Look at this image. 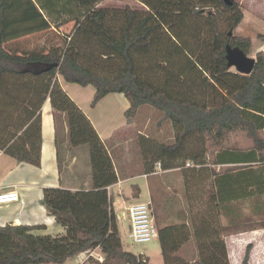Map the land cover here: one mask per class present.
I'll return each mask as SVG.
<instances>
[{
  "label": "trees",
  "instance_id": "1",
  "mask_svg": "<svg viewBox=\"0 0 264 264\" xmlns=\"http://www.w3.org/2000/svg\"><path fill=\"white\" fill-rule=\"evenodd\" d=\"M102 1L0 0V150L19 162L40 164L41 107L48 98L55 114L65 116L70 145L89 146L92 172L89 190L43 189L42 203L63 234H35V226L27 224L0 225V264H64L95 249L102 260L93 264H149L146 255L123 248L107 190L117 182L114 163L58 76L92 85L91 107L109 93H122L129 101L127 119L149 105L170 121L173 142L139 138L144 173L158 165L180 168L183 178L184 221L157 230L163 263L230 264L225 236L264 227L241 208L247 203L258 211L264 204V138L259 135L264 52L256 53L250 74L228 66L227 45L248 55L251 44L233 34L243 18L234 1L136 0L142 9L99 6ZM57 13L66 15L58 24L74 22L62 44L26 48L21 43L56 31L52 17ZM235 130L245 131L252 147H220L207 161V141ZM189 239L196 254L187 259L179 252ZM251 247L246 245L241 264H249Z\"/></svg>",
  "mask_w": 264,
  "mask_h": 264
},
{
  "label": "rangeland",
  "instance_id": "2",
  "mask_svg": "<svg viewBox=\"0 0 264 264\" xmlns=\"http://www.w3.org/2000/svg\"><path fill=\"white\" fill-rule=\"evenodd\" d=\"M233 1L240 5L243 12V18L239 25L234 29L233 34L248 37L250 39L251 44L248 56L256 59L257 52H264V50H259L262 49L260 48L261 43H264V0ZM99 6H130L131 8H144L142 4L136 0H103ZM65 17L66 15L57 13L56 15H53L52 23L56 24ZM57 24L55 25L56 31L52 29L47 32L36 33L20 41L26 48L42 46L48 47L54 43L62 44L65 36L72 32L74 22L70 21L64 24L59 23L58 27ZM63 85L66 87L69 94L78 101V104L84 108L90 107V101L94 93V87L92 85L81 86L76 83L68 82H64ZM106 99H108V104L106 106H100L95 111L97 113L96 117L94 116V118L98 119L100 124L104 126L102 127L99 125L104 138H107V132H104L107 130L106 128H109L110 125L116 126L125 120L124 108L122 107L120 101L117 100L115 94L110 95ZM259 135L264 138V131H260ZM115 136H117L116 139L119 144L115 146L117 149L115 148V151H112V153L118 173L125 177H131L135 174H139L140 171L144 172L143 167L137 171L135 166L137 165L135 162L138 158V153L140 159L142 160L139 142L140 137L145 136L156 142L162 143H171L174 140V132L170 121L165 119L161 112L149 105L141 106L136 114L131 117L130 125H125L123 128L116 130L115 133H113L111 141L115 139ZM106 142L108 144L110 141L107 139ZM220 147H226L237 151L247 150L252 147V140L243 130L229 132L225 134L224 138L220 141L208 140V153L206 156L207 161L211 162L213 160L215 151L219 150L218 148ZM127 164L132 165L131 167L134 170L127 168ZM156 167L159 166L156 165ZM164 170L165 169H161L153 175L150 180L152 184V193L151 199L148 200L151 201L152 214L157 227L177 223L181 224L183 223V219L187 213H184L185 210L187 211V202L180 168L166 169V171ZM130 182V185L128 184L126 189L127 191H130V195L135 196L138 193L135 184H143L144 179L142 177L135 176ZM207 182L209 183V181ZM207 182V185L204 188L205 190L208 189ZM115 191H117V188L114 189V193H116ZM196 195H199V193ZM205 195L206 194H203L204 197ZM119 197L120 196L117 195L114 206L115 211L122 214L127 205L119 206ZM142 199L147 201V194L144 189ZM133 202H135V200H133ZM241 208L243 213L249 218L257 222L264 221V204L262 205V209L258 211L257 207L253 208L247 203ZM196 210L197 208H194V211ZM221 222L225 224L227 221L226 219H222ZM128 230L129 226L127 221L124 220L123 222H120L118 225V231L125 250L135 254L146 255L149 258V264H164L157 238L148 242L136 243L128 237ZM225 242L230 253V264H241L244 251L248 243H251L252 246L250 249L249 264H264V227H260L258 225L252 230L248 229L245 231L229 233L225 236ZM179 253L187 259L193 258L196 254L194 240L189 239L186 243H184ZM92 261H99V256L94 254L91 256L90 261H84L83 264H93Z\"/></svg>",
  "mask_w": 264,
  "mask_h": 264
},
{
  "label": "crops",
  "instance_id": "3",
  "mask_svg": "<svg viewBox=\"0 0 264 264\" xmlns=\"http://www.w3.org/2000/svg\"><path fill=\"white\" fill-rule=\"evenodd\" d=\"M261 46H264V43H261L260 48L262 49H259L264 50V47ZM58 80L61 87L88 116L112 158L117 172V182L108 186L107 190L112 197V206L117 216L118 226L124 219L120 217V212L115 211L114 205L117 195L120 196V201L118 202L119 206H126L132 203L133 200L144 201L142 199L143 189L147 194L146 200L151 199L152 184L150 180L151 177L161 169L155 166L153 173L146 174L140 171L139 174H135L131 177L121 176L118 173L112 151L114 152L115 148L117 149L115 146L119 143L116 139L117 136H115L113 141H111V139L116 130L123 128L125 125H130V119L125 117V120L121 122L123 124L120 123L121 125L118 124L116 126L110 125L109 128H106L107 130L104 131L105 133L107 132V138H104L99 125L102 127L104 126L100 124L98 119L94 118V116L96 117L97 113L95 111L100 106H106L108 104V99L106 98L112 94H115L125 112L129 107V101L122 93H109L100 99L94 107L90 106L84 108L78 104V101L66 90V87L63 85L65 81L61 76H58ZM67 131L64 114H55L47 98L41 107L40 164L35 166L29 163L19 162L5 154L3 150H0V193L16 190L19 195L17 201L0 204V225L7 223L13 225H33L35 226L33 233L50 234L53 236L61 235L65 232L64 227L55 221L54 217L48 213L46 207L43 205V189L46 187H63L70 190H89L92 188L90 157L87 155L89 154V146H87V144L77 146L70 145ZM107 139L110 141L108 144L106 142ZM135 163L137 164L135 165L136 170H140L142 168V160L139 157V153ZM131 166L132 165L127 164V168L134 170ZM135 176L142 177L144 182L143 184L132 183L135 184L138 191L135 196H132L130 195V191H127L126 187L128 184L130 185V181ZM115 188H117V191H115L116 193H114ZM89 254L92 256L97 254L99 259H102V254L98 249H95L91 252H80L66 260L64 264H83ZM228 256L230 258L229 251Z\"/></svg>",
  "mask_w": 264,
  "mask_h": 264
},
{
  "label": "built area",
  "instance_id": "4",
  "mask_svg": "<svg viewBox=\"0 0 264 264\" xmlns=\"http://www.w3.org/2000/svg\"><path fill=\"white\" fill-rule=\"evenodd\" d=\"M18 199L19 195L16 190L0 193V204L17 201ZM119 215L127 221L129 226L128 237L133 242L142 243L157 238L158 227L153 218L150 200L132 202Z\"/></svg>",
  "mask_w": 264,
  "mask_h": 264
},
{
  "label": "water",
  "instance_id": "5",
  "mask_svg": "<svg viewBox=\"0 0 264 264\" xmlns=\"http://www.w3.org/2000/svg\"><path fill=\"white\" fill-rule=\"evenodd\" d=\"M233 0H223L224 4L230 5ZM228 66L235 68L237 72L250 74L255 66L256 59L246 55L237 47L227 45L225 48Z\"/></svg>",
  "mask_w": 264,
  "mask_h": 264
}]
</instances>
